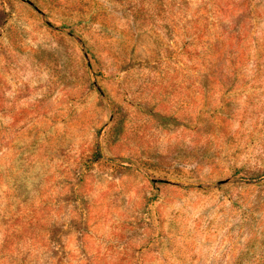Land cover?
Returning <instances> with one entry per match:
<instances>
[{"label": "rangeland", "instance_id": "rangeland-1", "mask_svg": "<svg viewBox=\"0 0 264 264\" xmlns=\"http://www.w3.org/2000/svg\"><path fill=\"white\" fill-rule=\"evenodd\" d=\"M0 264H264V0H0Z\"/></svg>", "mask_w": 264, "mask_h": 264}]
</instances>
